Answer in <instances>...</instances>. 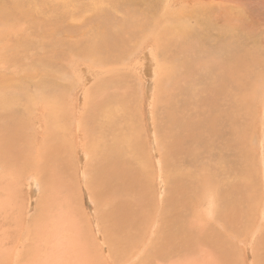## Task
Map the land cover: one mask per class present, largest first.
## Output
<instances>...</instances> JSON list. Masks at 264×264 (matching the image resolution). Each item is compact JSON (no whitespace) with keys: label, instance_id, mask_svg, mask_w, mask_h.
<instances>
[{"label":"rangeland","instance_id":"374dc122","mask_svg":"<svg viewBox=\"0 0 264 264\" xmlns=\"http://www.w3.org/2000/svg\"><path fill=\"white\" fill-rule=\"evenodd\" d=\"M66 1L71 3L70 7L66 8L69 12L66 23L67 32L71 36L69 37V34L60 36L62 46L66 50H69L67 45H72L76 42L73 37V30H77L82 21L83 24L86 23L85 20L88 17V19H93L92 16L95 15V11L104 10L113 19L123 20L127 16L131 17L129 15H133L137 11L138 13H143L145 11L143 7H146L144 1L140 2L137 10L136 5H133L132 2L129 3L128 0ZM160 1L162 0H149L151 4H157ZM93 8H96L95 11H93ZM34 15L33 12L32 16ZM73 15H76L75 17H78V19H72ZM0 17L10 20L18 27L22 26L21 23L14 20L12 10L4 0H0ZM221 19H224V21L219 22ZM98 20L100 19H96L94 22ZM121 22L119 21V24ZM248 23L249 14H237V12L236 14H229L224 11V13H221L220 18H214L211 23L212 29H218V31L212 32V40H220L223 43L224 39L229 36L235 39L240 37L243 39V29L246 28ZM49 25L48 28L36 31L47 33L50 28H55L53 24L49 23ZM198 25H201L202 29H197V34L201 35L203 40L193 43V38L196 34L191 35L192 30L184 25L182 28L186 30L187 35L183 38V42L191 52L189 53L187 50L178 54L180 55L179 60L181 63L189 62V58L192 57L190 66L193 70L200 71L201 68L208 66L207 71L199 75L200 84L197 86V88H205V83L212 80L214 76L215 68L211 69L210 65L212 62H218L212 61V58L220 56L222 52L215 55L212 54V52L220 49L219 42L205 39L204 33L207 24L204 25L199 21ZM90 27L97 29L98 25L92 24ZM26 29L24 27V30ZM247 29L255 36L256 47L264 51V29L261 33L256 26L249 25ZM217 32L222 34L224 39L216 37ZM247 39H249L248 36H246ZM10 44V51L2 55L6 63L0 61V85L2 86L9 80L16 79L21 81L25 70H29L32 74L39 67V61L31 54L34 49L31 44L20 49H18V44H15L13 39H10ZM129 44L123 54L125 57H120L121 62H116L118 64L115 65L111 63V66H109L107 60L102 62L100 57L84 59L87 56H81L77 58L75 54L80 51L72 52L73 49H70L69 54L71 55H68L65 49L62 51L60 48L59 54L54 57V64L60 66L62 71L68 74L67 77L62 76L59 85L56 86V88H59L63 84V80H66V84L69 85V102L68 100L58 102L60 108L63 110L68 109L65 117L67 120L64 118V123H60L58 134L56 135L57 138L55 137L53 141L49 140L44 143L41 135L38 138H36L37 136H32L31 139L35 142V147H32L30 145L27 146L25 141L21 140L17 144L16 151L23 150L24 152L19 154L16 151L13 153L7 152L6 158L3 160L11 174L17 176L18 198L15 196L17 201L15 202L14 200L15 203L7 208L5 201H8L9 192L5 190L1 191L0 194V264H13L14 262V264H18L15 258L21 255H23L21 258L22 264H264V236L262 235L264 233V164L262 165L261 163L263 162L264 143L256 141L255 134L262 132L257 127L258 119L252 117V120L246 114L247 125L245 128H247V137L243 136L242 144L239 141L237 142L243 146L244 152L249 156L247 164L249 183L247 188L246 186L237 189L231 188L230 190L227 188L228 193L224 192L226 194L224 198V193L221 194L225 188L222 182L218 179L213 180V189L218 188L221 193L214 189L212 196L214 195L215 197H212V201L216 205L209 208L203 195L204 192H202L205 190L198 182V186L189 188L194 200L193 202L191 200L188 206H195L196 195L203 202L199 204L198 214L188 211L187 208L181 206L184 199L177 198L176 202L174 201L178 183L172 177V181L175 182L168 180L169 184L171 183L170 186L168 185L166 179H164L167 173L164 168L165 164L162 161V156H167L168 154L164 152L166 148L163 146L167 140L165 137L166 126L164 125L166 112L167 114L171 113L167 107V99L173 97L176 93V87L181 88L183 86L182 81L188 79L182 74H176L175 79L170 76L172 67L170 68V64L166 61L167 57L161 58L158 56L161 62L159 59L157 62L155 60L151 61L154 63L148 62L152 47L148 49L145 47L147 44H152L151 39H139L137 45L135 43ZM170 46L171 49L178 48L179 43H176L173 47L172 45ZM161 54H165V52L162 51ZM185 55L189 57L182 58ZM160 63L166 65V71L169 72L168 76L161 75V71H157ZM146 64H148L147 67ZM75 65H78V68ZM112 66L118 68L121 77H115V79H119L120 84L116 83L112 86V89H105L101 87V84H97L94 88L89 87L90 83L84 87L85 80H81V76L84 75L83 71H89L94 79L97 77L104 78L102 74L97 75L94 72L105 71ZM152 68L156 71V77L155 81L152 80L151 82L152 89L155 90H152L153 98L150 100L149 96L152 97V94L149 95L147 90L150 82L147 70L150 71ZM55 71L56 67L47 68V72L52 73ZM237 77L236 75L234 76V78ZM101 79L99 80L101 81ZM93 82L92 80L91 83ZM187 82L185 85H187ZM229 82L230 80L227 82L228 86ZM250 87L253 88V85ZM86 88L95 93L92 99L97 102L102 97L105 101H111L109 96L118 94L123 95L126 100L124 107L128 113L122 117L123 123L120 122L119 112L123 111L124 107H119L116 110L113 109V104L110 103V110L108 111L109 113L113 112L117 116L120 128L132 137V140H135L132 143L134 150V162H132L134 176H131V178H137L133 180L130 178V182L133 183L134 181V185L123 182L125 185L120 187V189L126 191L125 194L120 190L118 192L114 191L113 182L115 180L107 178L110 175H114L115 167L118 169L117 162H120V153L114 151L115 158L111 156L103 158L106 149L104 147L109 142V139L107 128L100 124L99 119L97 120L95 116H92L88 118L90 123L81 127L85 132H87L88 128L87 133L89 135L87 138L78 134H76L77 140L74 138V131L77 130V127L73 124L79 117V113L85 108L84 98H86V95L83 97L82 91L86 90ZM107 89L108 91H106ZM59 91H64V88H60ZM43 92L45 96L46 92ZM47 92L49 93V91ZM98 96L100 98L97 99ZM182 96L184 94L181 95V99ZM41 97L43 96L39 95L33 102L39 103ZM249 98H252V96H249ZM66 106L67 108L65 109ZM200 107L202 110L205 109L204 104H200ZM258 107L259 105H257ZM151 108L155 115L156 126H154V121H152L153 112ZM211 108L214 109L216 107L211 106L209 109L212 110ZM95 109L92 105L87 110V114L95 115ZM37 112L36 110L33 114L37 116L39 114ZM17 113L18 111L10 110L6 113V116L1 115L0 119L1 121L10 122L12 127H14ZM235 119H238V117H235ZM94 121L95 123H93ZM152 122L153 124H151ZM6 128L13 129L11 127ZM34 128L37 130L36 126ZM198 130L200 131L201 129L199 128ZM153 132L157 136H161V146L154 141ZM216 137V135H208V143L214 142ZM42 146H44L43 152H41L44 156V160H41L43 164L37 162L38 153ZM48 150L50 153H48ZM25 153L27 157H24ZM13 157H19V162H14ZM108 165L109 167H107ZM199 166H201V163L198 164ZM109 169L113 170V174H110L111 171ZM183 170L190 174L197 171V169H192L191 167H185ZM0 173H2L1 169ZM36 173L40 174L39 179H35L37 180L35 188L37 190L36 198L30 201L31 179L34 178L33 176ZM236 173L237 170L232 173V176L235 177ZM161 178L163 180H160ZM107 180L108 182H106ZM167 187L168 189H166ZM216 192L222 195L223 198L221 197V199ZM240 194L242 195L240 196ZM243 198L245 200L248 199L245 201ZM127 201L129 202L127 203ZM225 205H228L226 206L227 211L222 209ZM217 206L219 208L214 210L213 208ZM173 207H179L177 210L179 215H185V212L188 211L196 217L202 214L204 219H209L210 222L213 220L212 225H210L211 230L207 224H205L206 226L201 223L193 224L188 216L180 217V220L176 221L177 216L172 210ZM165 210L167 211L166 214H164ZM215 213L217 214V219L212 218ZM16 216L19 217V219L17 218V221L20 220L19 222L14 219ZM179 224L181 225L180 229H178ZM222 236L227 242L222 240ZM220 237L222 242L218 241ZM10 238L12 240L16 239L14 246L8 241ZM221 243L222 245H219ZM13 247L14 249H12ZM11 249L13 250L12 252ZM20 250L21 254L15 255L16 252L14 251L19 252ZM171 253L172 255L170 256ZM177 254L178 256H176ZM18 259L20 260V257Z\"/></svg>","mask_w":264,"mask_h":264},{"label":"bare ground","instance_id":"6f19581e","mask_svg":"<svg viewBox=\"0 0 264 264\" xmlns=\"http://www.w3.org/2000/svg\"><path fill=\"white\" fill-rule=\"evenodd\" d=\"M4 1L7 2L10 9L12 10L14 20L21 23L22 26L18 27L10 20L0 17V61L2 63H6L5 60H3L2 55L10 51V39H13L14 43L18 44V49L25 48L31 44L34 47L31 54L34 55V58L39 61V67L36 72L31 74L29 70H25L21 81L13 79L9 80L4 86L0 85V116H6V113L10 110L18 111L17 116L14 114L16 117L14 127H12V124L10 122L1 121L0 119V163L2 162L0 164V169L2 170V173H0V194L1 191L5 190L9 192L8 201H5V206L9 208L13 203L17 201L18 198V179L17 176L11 174V172L6 167V163L3 162L4 158H6L7 152H15L17 149V144L21 140H24L27 146L30 145L32 147H35V142L33 139H31L32 136H37L36 138H38L39 135H41L44 143L49 140L53 141L55 137L57 138L56 135L58 134V127L60 123H64L63 119L67 116V106L65 107L66 110H63L62 108H60V104H58V102H61V100H68L69 102V85L66 84V80H63V84L59 88H56V86L59 85L60 78L62 76L67 77L68 74L64 73L60 66L55 65L53 59L59 54L60 48L62 51H64L65 49V47L63 48L62 46V39L60 38V36L69 34L67 32L66 25L69 12L66 10V8L70 7L69 5H71V3L66 0ZM128 1L129 3L132 2L133 5H136V10L137 6L140 5V2L144 1L146 7H143V10L145 8V11L143 13H138L137 11L133 15L128 14L131 17L127 16L123 20H117L113 19V17L110 16L109 13L104 12V10L95 11L96 8H93V11H95V15L92 16L93 19H88V17L85 20L86 23L83 24L82 21L77 30H73L72 33L76 42L72 45H67V49L69 50H65L68 55H71L69 54L70 49H73L72 52L80 51L78 54H75L77 55V58L81 56H87L84 59L100 57L102 59V62L104 60H107L109 66H111L112 64L115 65L121 62L120 57L124 56L123 54L125 53L127 46L130 45L129 43H135L137 45L139 39H151L152 44H147V46H149L145 47L147 49L149 47H152L150 49L151 54L149 56L150 59H148V62L150 63L153 60L157 62L158 59L160 60L159 57H167L166 61L170 64V68L172 67L170 76L172 78L174 77L173 79H175L176 74H182L188 79L182 81L183 86L181 88L176 87V93L173 95V97L167 99V107L171 113L167 114L166 112V122L164 125L166 126L165 137L167 140L165 141V144L163 143V146H165L166 148L164 152H167L168 154L167 156H162V161L165 164L164 168L167 173L164 176V179H166L168 185L170 186L171 184H169L168 180H171V182H173L172 177L178 183L176 186V197L174 201L176 202L177 198L184 199V202L181 206L183 208H187L188 211L196 212V214H198L199 204L203 202L199 196L196 195V201H194L195 206H188L191 200L192 202L194 200L193 194L189 192L191 191L189 190V188L198 186V182H200V186L203 188V190H205L202 191L204 192V194H202L204 195L209 208L210 206L213 207V205H216L214 201H212V197L214 196H212V194L215 189H213V180H220L223 187H225L222 193L220 189H215L221 194H223L224 192L227 194L228 189L230 190L231 188L237 189L239 187L245 186L247 188V185L249 183L247 173L249 156H247V153L244 152L242 148L243 146H241L243 142V136L247 137V128H245V126L247 125L246 114L252 120V117H256L258 119L257 127L258 129H261L262 132L256 133L255 137L256 141H261L264 143V51H261V49L256 47L255 36L251 33V31H248L247 29L248 26L251 25L258 27V29H260V33L264 31V0H162L157 4H151L149 0ZM224 11L229 14H236V12L237 14H249V23L246 24V28L243 29V39L241 37L239 39H235L231 38L230 36H226L227 39H224L223 35L217 32L215 36L220 39H224L225 41L221 43L220 40H212V32L215 30L218 31V29H212L213 26L211 23L214 18H220L221 13H224ZM33 12L35 14L34 16H32ZM75 16L76 15H73L72 19H78V17ZM96 19L100 20L94 22V20ZM119 21H122L121 24H119ZM199 21L204 25L207 24L204 33L205 39L219 42L220 49L212 52V54L215 55L222 52L220 56L212 58V61L218 62H212V64L210 65L211 69L215 68L214 76L212 80L205 83V88H197V86L200 84L199 75L201 73H205L208 66L201 68L200 71L196 69L193 70L190 66L192 57H190L189 62L186 63H181V61L179 60V54L181 52L187 50L189 51V53L191 52V50L187 48V46L183 42V38H185L187 33L186 30L182 27L186 25L190 30H192L191 35L196 34L193 38V43L201 41L203 39L201 35L197 34L196 31L197 29H202L200 27L201 25H198ZM222 21H224V19L219 20V22ZM49 23L53 24L55 28H50L47 33H39L36 31L39 29L41 30L44 28H48L50 26ZM92 24H97L98 28H91L90 26ZM24 27H26L27 29L24 30ZM70 36L71 35L69 34V37ZM246 36H248L249 39L246 40ZM176 43H179L178 48L171 49L170 45H172L173 47ZM132 51L134 52V50ZM162 51H164L165 54H161ZM64 54L66 55L65 52ZM187 57L189 56L185 55L182 58ZM163 63H160L158 65L159 68L155 69H157V71H161V75L168 76L169 72L166 71V65H164ZM152 65L154 66V64ZM75 66L76 68H78V65ZM147 66L148 64H146V67ZM161 66L162 68H160ZM51 67H56V71L52 73L47 72V68ZM188 70L193 71L186 72ZM83 73L84 75L81 76V80H85L84 87H86V85L90 83L91 85L89 87L93 88L97 84H101V87L105 89H112V86H114L116 83H119V79H115V77H121L119 75L118 68H116L115 66H112L105 71L99 70L98 72H94L97 75L102 74L104 78L97 77L94 79L92 78L89 71H83ZM147 74L148 79L150 80L147 90L149 95L152 94V97L149 96L150 100H152V90L155 89H152L151 82L152 80L155 81L156 71H154L152 68L150 71L147 70ZM235 75L238 77L234 78ZM100 78H102L101 81L99 80ZM92 80L94 81L93 83H91ZM229 80L230 82L228 86L227 82ZM186 82L187 85H185ZM251 85H253V88H249V86ZM60 88H64V91L60 92ZM172 88H174V86H172ZM43 91L46 92L45 96ZM47 91H49V93ZM106 91H108V89ZM82 92L83 97H85L86 95V98H84L85 108L81 113H79V117H77V120L75 119L76 122H74L75 124H73L76 125L75 127H77V130L74 131V138L75 140H77L76 134L84 135L87 138L89 135L87 133L88 128L87 132H85L83 129H81V127H83V125L87 126L90 123V119L88 118H91L92 116H95V119L97 120L99 119L100 124L104 125L107 128V135L109 139V142L105 144L104 147L106 149L103 158H108L109 156L115 158L114 151L120 153V162H117L118 169L116 167L114 168V175L112 176L110 174H113V170L109 169L111 172L109 174L110 176H108L107 178L115 180L113 182L114 191L118 192L120 190L125 194L126 191H123V189H120V187L125 185V183L123 184L124 181L126 183H132L130 182L131 176H134V167L132 166V162H134V150L132 143H134L135 140H132V137H130L120 128V126L118 125L119 121L117 119V116L112 111V113H109L108 111L110 110V103L113 104V109L117 110L119 107H124V102H126V100L124 99L123 95L118 94L110 95L109 97H111V101H105L102 99V97L97 102L96 100L92 99L95 95L94 92L90 91L89 89L87 90V88ZM183 94L184 96H182L181 99V95ZM39 95L43 96L39 100V103L33 102V100H36ZM249 96H252V98H249ZM98 98H100V96H98L97 99ZM68 102H66V104H68ZM200 104H204V110L201 109ZM256 104L259 105L258 108ZM92 105L96 108L94 113L95 115H88L87 110ZM211 106H215L216 108H211L212 110H210L209 108ZM75 109L77 108L75 107ZM36 110L38 111L37 113H39V116L33 114V112ZM151 110L153 112L152 108ZM127 113L128 111L125 107L123 111L119 112L121 123L124 122L122 121V117L127 115ZM152 114V121H154V126H156L154 112ZM235 117H238V119H235ZM65 120L67 119L65 118ZM93 123H95V121ZM151 124H153V122ZM34 126L37 127V130H35ZM6 127H11L13 129ZM151 128L153 129L152 125ZM199 128L201 129L200 131L198 130ZM153 134L155 137L154 141L160 144L159 146H161V136H157V134H155L154 132ZM208 135H216L217 137L214 142L208 143ZM238 141L241 144L237 143ZM31 142L33 143V145ZM92 146L94 147L93 144ZM43 147L44 146L40 148V152L38 153V163H42L41 160H44V156L41 153L43 152ZM22 152L24 151H16V153L18 154ZM48 153H50L49 150ZM24 157H27L26 153ZM24 157L22 158L24 159ZM13 161L18 163L19 157H13ZM262 161L263 162L261 163L263 165L264 154ZM199 163H201V166L198 167ZM107 167H109V165ZM185 167H191L192 169L195 168L197 169V171L190 174L189 172L183 170V168ZM235 170H237V173L234 177L232 176V173ZM39 175V173H36L33 176L34 178L31 179V191L29 193L31 198L30 201L36 198L35 196L37 190H35V188L37 180L35 179H39ZM136 178L131 179L133 180ZM20 180L23 181L22 178H20ZM160 180L163 179L161 178ZM106 182H108V180ZM166 189H168V187ZM216 193L218 194V192ZM225 193L223 195L224 198L226 195ZM241 195L242 194H240V196ZM15 196L17 198H15ZM218 196L220 198L222 197V195L219 194ZM128 202L129 201H127V203ZM163 205L165 206V204ZM226 206L228 205H225V207H222V209L227 211L228 209L226 208ZM218 208L219 206L214 207L213 209L217 210ZM178 209L179 207L172 208L175 216H177L176 221H179L180 217L183 218L184 216H188L191 218L192 223L195 225H197L198 223H201L204 226H206L205 224H207L208 226L212 225L211 223L213 220L210 222L209 219H204L203 215L200 213L198 217L194 216L188 211L185 212V215H179L177 213ZM166 213L167 211L165 210L164 214ZM216 213L213 215V219H217ZM17 218L19 219L18 216H16L14 219H16L17 221ZM19 221L20 220H18L17 222ZM180 228L181 225L179 224L178 229ZM19 234L22 235L20 232ZM262 235L264 236V233ZM11 238L8 241H10V244L14 246L16 239L12 240ZM220 239L221 237L218 239V241ZM222 240L224 242H227L226 239L224 240V237L222 238ZM220 242L222 241L220 240ZM213 243H215V241H213ZM219 245H222V243ZM12 249H14V247ZM12 249L11 252L13 251ZM14 252H16L15 255L21 254V250L19 252ZM171 255L172 253L170 254V256ZM22 256L23 255L19 256L20 260L18 259L19 257L15 258L17 259L16 263H23V261L21 260ZM176 256H178V254Z\"/></svg>","mask_w":264,"mask_h":264}]
</instances>
